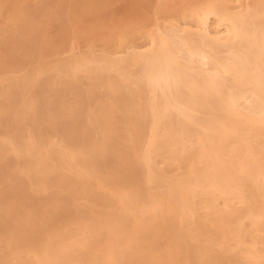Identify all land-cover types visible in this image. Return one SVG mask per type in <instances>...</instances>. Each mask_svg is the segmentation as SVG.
I'll list each match as a JSON object with an SVG mask.
<instances>
[{
	"label": "rangeland",
	"instance_id": "1",
	"mask_svg": "<svg viewBox=\"0 0 264 264\" xmlns=\"http://www.w3.org/2000/svg\"><path fill=\"white\" fill-rule=\"evenodd\" d=\"M74 1H76V4ZM82 1H84V0H73L74 3L71 2V0H65V1L64 0H0V89L2 87L5 88V86L7 88V89L5 88L6 91L4 92V95L1 91L2 89L0 90L1 91L0 92V101H1V103H0L1 104V106H0V117L2 118L1 115H3L5 117V118L4 117L2 118V119H4L5 122L2 121V119L0 118V165H1L0 166V187H1V185L2 186L3 185L9 186V187L5 186L6 191L4 189H2V188H4V186L0 189V259L2 261L5 260L2 264H15V263L17 264L18 260L16 259L17 262H15V259L14 258L12 259V257L15 256L14 253H17L19 255V258L20 257L26 258V259L28 258L27 260H30V263L36 261V258H35L36 256H35V254H33V253H35L34 247H35V250H37V248L43 247V245L45 246V244L47 242H49L47 240L49 237L51 238V239L50 238L49 239L52 242L51 244L53 247H56L57 245L63 244L62 243V241H63L64 242L63 246L66 245V247L69 246L67 248H69L71 250H72V248H74L75 251H79V255L81 257L79 256L78 262L79 261L80 262L78 263L76 261L75 264H100L101 263V262H99L100 258L98 259V262L92 260V258H91L92 252L91 251H94L95 248L98 246H102V245L106 244V242L104 240H106L105 237L108 236L107 235L108 234L107 229L103 226H101L102 228L100 227L101 229H99L97 227L100 226L99 223H101V222H102L101 225L110 222V218H107V217L104 218L103 215L109 216L111 211L112 212L114 211L117 214L118 213L119 214L125 213V215H124L125 220H123V223H122L123 229L122 228H120V229H122L123 232L125 230V233H127V234H133L132 230L135 231L134 228H136L138 226V224L140 226L141 225L144 226L147 221H150V222H147V223H149V226H150V227L148 226V230H150L152 232L147 231L150 234L146 232L149 236H147L146 234H143V236H142V234H140L141 232L138 231L137 232L138 234L137 233L135 234L136 238L133 241V245L131 243L130 245H127V248L124 246V243L122 240H118L119 242L117 241V242L113 243L114 248L117 251L122 250V247H123V249H125V253L127 255H125V258H123V261H124L123 264H134V261L137 259V257L139 255H142V254L148 255L150 253L153 254V257L155 259H157L158 263L162 262L160 264H163L164 260L166 258L168 259V257L171 256L172 254H174V255H172L173 257H177V259L179 260L178 263L180 262V264H200L201 262L199 263V259L197 258L198 257L197 255L199 253L198 251L199 250H200V252L204 251V249H202V250L200 249V246H202V248H204L205 246L206 247L209 246L208 249L205 248L207 250H205L204 253L205 254L207 253L206 255H208V253L211 251L209 253V255L214 254V255L221 256L222 257L221 260H223L222 261L223 264H248V256H247L248 253H246V251H245V253L238 252V251H240L239 249H244V248H242V247L238 248L239 246H237V244L232 241L233 239L232 240L231 239L222 240L224 242L222 244L220 241L219 243L221 244V246L217 245L219 240H214V242L217 241L216 244L213 241L209 240V232L207 230H210L209 228H211L213 226V224H210L211 222H208L209 219L207 220V218H210V220L213 219V221L215 220V218L219 214L218 211H216L217 207L222 208V209H227V207H224V199L222 197L217 200V203H218L217 207L212 208V209L211 208L208 209V207L202 206V204L199 203L200 199H202V197H205V199H206V195H202V197L200 196L201 197L200 199L199 198L196 199V203L198 202L197 204L198 205L200 204L198 206L197 204L194 203V206L196 207V214L198 212H201L202 215H204L206 213V214H209V217H208V215H207V217H205L206 216V214H205L203 216V217H205L203 219V221L205 223L203 221H201L202 224L199 222V224L201 226L198 224L200 227L199 229H200L201 234H198L197 235L198 237L196 236L195 238H193L191 240H186L187 244L185 243V241H182V243H180L181 247H180V245L178 247L179 250H178V248L176 250H174L171 247V242H170L171 238H169L171 233L168 235L166 233V235L164 234L165 236H163L161 217L159 216V218H160L159 219L158 216H154V212H152L151 209H148V210L144 209V214H141L138 211V210H141L140 207H139L140 209H138V207H132L131 210L120 208L121 204L120 203H119L120 205L118 204L117 194L137 192L141 196V198H144V200H146L148 192H150V194H157V192L161 193L165 189L164 186H162V185H160L161 187L159 186L160 183L161 184L164 183L163 180H160V182L159 181H153V183H151L152 181L151 182L146 181V180H148L147 171H145L146 168H144V166H145L144 161L140 157V154H139L147 146L146 140L148 139L147 135H149V131H150L148 128V125H146L148 123V119H146V118H148V117H147V115L144 114V111H143L144 110L143 104L145 103V100L148 97L147 94H149L147 92V89H146L147 83H146V80L144 79V76L139 77V73H141L140 68L136 64L130 65V63H129V64H126L127 66L124 65L125 70L123 71V73L125 75L128 74L129 75L128 78H130V79H128V78L123 79L120 72L118 70L114 71L116 69L113 70V68H111L112 70H107L108 67H107V69H105L106 67H104L101 70V72L105 71V73H107L106 71H109L110 74L108 72V76L111 75V77L115 78V79L113 78L115 81L121 82V83H118L119 85L120 84L122 85V86L120 85V90H121V87L123 88V86L125 87V85L126 86L129 85L130 88L128 87L129 88L128 91H127L126 87H125L126 91L124 90V88H123V90H121V93L125 91L124 94L122 93V95H121V93L117 92V90L116 91L112 90L111 88L104 86V85H102V86L93 85L95 87H93L91 89L92 86L90 84L91 82L94 81L93 78L96 74V70H100L101 68H99V66L100 65L102 66V64L99 63L98 68H97V65H95V64H98V62L103 63L102 60H103L104 56L110 55L111 57H116V55L119 52L124 53L125 52V50H124L125 46L127 47L128 45H130V46L132 45L134 47H137V45H138V47L140 49L147 47L149 45L148 35L151 33V30L153 31V33L156 32L154 34H158V32H159V31L157 32L158 26L159 27L168 26L167 24L169 23V21L172 23L180 25V24L184 23V21H185L182 14L185 13L188 10V8H191L200 2H209V1L215 2L216 1V3H217L218 1L217 0H188V1L182 0V2H181V0H167V1L164 0L165 4L163 7L170 9V10H168L165 8V11L161 6V5H163V1L160 2L161 0H159V3L157 2V0H93L94 2L91 0H88L89 1L88 2L86 0L83 3H81ZM225 1L228 4H230L229 6H231V7L233 5H235V3L236 4L237 3L243 4V2L245 3V1L247 3L251 2V0H238V1L237 0H229V1L228 0H224V1L221 0L218 3H220V2L223 3ZM67 2H68V4L70 2L72 4L67 5L66 4ZM85 2L88 3V9L86 8L87 5L83 9V6L86 4ZM91 3L93 5H91ZM194 3H196V4L194 5ZM65 4L67 5V7ZM73 4H75L74 7H73ZM158 4H160V7L158 6ZM70 5L72 7H70ZM166 5H170V6H166ZM182 5H183V7H182ZM173 6H175L176 9H175V7L173 8ZM89 7L90 8L93 7L92 10H90ZM178 7H179V9H178ZM158 8L159 9L161 8L162 10L161 9L159 10ZM185 8H186V10H185ZM87 10H90V11H87ZM182 10L183 11L185 10V11L182 12ZM29 14L31 16H29ZM179 15H182V16L179 17ZM176 17H177V19H176ZM181 18H182V20H181ZM261 19H262V22H264V15L260 18V21H261ZM116 23L118 25L117 28H115V26H117V25H115ZM189 23H190V25H193L192 22H189ZM122 28H123V30H122ZM125 28L126 29L129 28L131 30L128 29V31H127ZM191 28H193V27H191ZM114 29H115V34H113ZM161 29H163V28H161ZM116 30L118 31L117 33H116ZM189 30H193V29H189ZM120 31H122L123 34H121L122 36L119 35V37H118L117 35L122 33ZM107 33H109V35ZM110 34H111V36H110ZM190 35H193V37L195 36L194 38L191 36L194 41L199 40V39H196L197 36L195 35V33L190 34ZM103 36L107 39H105ZM145 36H147V37H145ZM121 37H123L122 39L126 38L128 40V42H126L127 44L125 43L126 39L124 41H122ZM129 40L131 42H129ZM199 41L196 42L197 45H199V46L204 45V47H206V48L208 47L207 45H205V43L203 41H201L202 43ZM227 43L219 45L220 47L215 46L216 47L215 50H218V52L216 51V54L218 55V57H220L222 55L224 56V54L225 55L227 54V52H228L227 51L228 50L227 45H229L231 42H227ZM122 44H123V46H122ZM118 46L119 47L121 46L123 51H122V49H119ZM103 48H106V49H103ZM93 49H95V50H93ZM89 50L95 54L93 55V53H91ZM104 50H105V52H104ZM119 50H121V51H119ZM112 51H113V53H110L107 55V53L112 52ZM114 51L118 52V53L115 54ZM97 52L100 53V57L96 58L95 56L97 55L96 54ZM101 52H104V54ZM90 53H91V56H89ZM120 54L123 55L122 53H119L118 55H120ZM82 55L83 56L86 55V57H88V58H84ZM101 55H103V56H101ZM93 56H94V58H93ZM78 57H83L82 58L83 62L84 61L87 62L89 58H93V59H95V61H98V62H94L92 59H89L90 61H88L87 64L84 63L83 65H86V66L83 67V66H81L82 64H79L78 62L77 63L79 65H77V63H74L77 60L79 61L80 58H78ZM74 58L76 59L75 61H74ZM84 59H87V60H84ZM99 59H101V60H99ZM68 62L70 64H68ZM56 64L58 65V67L59 66L61 67V65H63V67H61L63 69H60V67L58 68ZM72 64L74 66H72ZM65 65H66V67H64ZM134 65H136L138 68H136V66L134 67ZM38 66H40V69ZM74 67H77V68H74ZM94 67H96L95 71H94ZM41 68H42V70H41ZM52 68H53V71H52ZM56 68L58 70V73L56 72L57 70H54ZM36 69L37 70L39 69V71H38L39 73L37 72ZM75 69H76V72L74 71ZM67 70H69V73ZM72 70L74 73H72ZM133 70H135L136 73L138 72V76L136 75V73ZM89 71H91V72L88 73ZM127 71H128V73H127ZM132 71L135 73L136 76L131 75V77H132L131 78L130 74L132 73ZM53 72H54V74H53L54 76L52 75ZM116 72H118V74ZM91 73L93 74V76L91 75ZM105 73H103V75H105ZM134 73H132V74H134ZM72 74H74V76ZM75 75H77V76H75ZM116 75H118V76H116ZM50 76H52L51 79H50ZM56 76H57V78H56ZM106 76H104V77H106ZM134 76L137 79H134L133 78ZM194 76H197V78H196V80L198 79L197 81H201L200 75H197L194 73ZM25 77H26V79L29 78L28 83L25 81ZM138 77H139L140 85L139 84L136 86L132 85L131 83H132L133 79H134V81L136 80V82H139ZM224 77H226V80H228L229 74H227V75L224 74ZM56 79H58V80H56ZM131 79H132V81H129ZM140 79L143 80L142 83H141ZM15 80L17 82L19 81L21 84L16 82L17 83V85H16ZM124 80L126 81L125 83H123ZM58 81H61V82H58ZM227 82H228L227 84L229 85L230 82L229 81H227ZM22 83L25 84V86L22 85ZM1 84H2V86H1ZM139 86L143 89H146V90H144V92L141 91V88H139ZM86 87H89L91 90L89 88H87L88 90H86ZM106 88H107V90H105ZM133 88H136V89H133ZM137 88H139V89L137 90ZM108 90H109V92H107ZM120 90H118V91H120ZM114 92H116L117 94H115ZM127 92H131V93H127ZM133 92H135V93H133ZM138 92H140V93L138 94ZM118 93L120 95H118ZM131 94H133V95L131 96ZM137 94L140 96V98L142 97L141 98L142 101L137 96ZM142 94L146 97H144ZM81 95H83V96H81ZM136 96L138 97V99L136 98ZM108 97L112 101H109ZM5 98H6V100H5ZM114 98L118 99L117 102H113ZM80 99H81V102H79ZM135 101H136V103H135ZM143 101H144V103H142ZM20 102H22V103L19 104ZM111 102H113V104ZM2 103H3V105H2ZM114 103H116L115 104L116 106H114ZM7 104H9V106ZM22 104H24V105L22 106ZM99 104H101L102 106ZM104 104H105V106H104ZM31 105L36 111L34 109H31L32 107H29ZM108 105H110V109H107L109 107ZM137 106H139V107H137ZM100 107H102L101 108L102 111L99 109ZM116 107H118L121 110V112H123V113H121L120 110L117 109ZM103 108H106V109L103 111ZM49 109L51 111L52 110H54V111L51 112ZM56 109H59L58 112ZM98 109H99V111H97ZM205 109L204 108H203V110L200 109V112H199V110H197V112H194L193 114H195L198 118H202V119H203V117L208 118L210 114L212 115V113H211L212 111L209 110L208 108H205ZM20 110H24L25 113L19 114ZM46 110L50 111V113ZM137 110H138V113H137ZM55 111L57 113H60V114L54 115L53 113ZM92 111L95 112L94 113L95 115H101V116H95L98 119L94 117L96 120V121L94 120L95 122L92 120V119H94L93 118L94 115L92 114ZM128 111H130L131 115L129 114ZM96 112H98L99 114H96ZM21 113H22V111H21ZM46 113H49V114H46ZM62 113L64 115L65 114H67V115H65V117H64L61 115ZM102 113H104V115ZM119 113H121L122 115ZM126 113H127V116H128V114L130 115V118H127L126 116H124V114H126ZM50 114L53 117H51ZM172 114H173V116L172 115L169 116V118L172 117V119L168 118L167 120L169 122L172 121L175 125H178V123H175V122H177V119L181 120L182 118L181 117H180L181 119L178 118L180 115H177L174 117L175 114L174 113H172ZM120 115H121V117H119ZM74 116H75V118H74ZM122 116L126 117L127 119L125 118V120H124V118ZM48 117H50V118H48ZM54 118H55L56 122H54ZM48 119H50V120H48ZM57 119H59L60 122L63 120H65L66 122L63 121V122L59 123V120H57ZM128 119L130 121H132V120L133 121L128 122L127 121ZM50 121H52V122H50ZM73 122L74 123L77 122L76 125H78V126L76 128L77 130H75V129L72 130L73 131V133H72L71 129L75 128L74 127L75 124H73ZM133 122H137L139 124H135ZM97 123H98V125H97ZM130 123L132 126L131 130L129 129L130 125H128ZM61 124H65L66 129L64 128V126L62 128ZM17 125L19 126V128ZM30 125H31V127L32 126L34 127V129L30 128L31 131L28 130ZM135 125L140 126V132L142 131L143 135H144V136L143 135L140 136L141 137L140 141L137 142L140 145H138L137 143L133 144V142L129 139L130 136L128 135V132L130 131L133 133L135 130ZM245 125L246 124H244V126ZM68 126H71V129H69ZM107 126L109 129L107 128ZM178 126H176L177 129H179ZM110 128H112V129L116 128V130L114 129L115 131L114 130L112 131V130H110ZM64 129L65 130L69 129L70 132H69V130H67V133H69V134L71 133L72 135L70 134L71 136L68 137V135L66 134V131ZM107 129L110 132H108ZM12 130L14 132H12ZM32 130H33L34 136L32 135L31 137H33V138L39 133L36 136L37 138L35 137V139H33V140H31L32 138L29 136V135H31L30 132H32ZM82 130L84 132H86L85 133L87 135L86 137H85V134L83 132H82L83 134L80 135V132ZM105 130H106V132H105ZM75 131H77V133H75L76 136L74 135ZM34 132H35V134H34ZM61 132H62L63 136L61 135ZM64 132H65V135L67 137H64L65 136ZM46 133H48L47 136H46ZM78 133H79V136H81L82 138L81 137L79 138V136L77 135ZM104 133H105V135H104ZM23 135L25 136V142L22 140V143H20V144L24 143L27 146L30 145L31 149H29L30 147H27L28 150H27V148L25 149V147L23 146L24 144H23L20 147V148H22L21 149L22 151L20 150L21 152L19 151V153H17L15 150L14 151L16 153L12 152V149L10 148L11 146H9V145H11V143H9V141H11L12 138H13L12 140L17 138L16 141L14 140V142H16V145L18 146L19 143H17V142H21L20 140L24 138ZM59 135L61 136V138L59 137ZM103 135H104V137H103ZM108 135L111 137L110 140H109ZM44 136L47 138V141H46V138H44ZM72 137H75V139L73 138L74 141H71ZM126 137H128V138H126ZM70 138H71L70 142L72 145L69 142ZM76 138H78V140ZM88 138L91 140L89 141ZM102 138H103V141H102L103 145L99 146V145H101ZM61 139H62V141H61ZM84 139L86 141L88 140L87 141L88 143H86V145H84L87 148L86 147L84 148V146H83V144H85V142H86ZM48 140H51V141H48ZM54 140H56V141H54ZM92 140L93 141L95 140L93 142L94 146L92 144L94 151L92 149L88 150V148H90V143ZM128 140H129V142H128ZM26 141H27V143H26ZM32 141H33V143H32ZM36 141L38 143H40L37 145L41 146L43 149H45V147H46V149L48 147L49 151L51 149L50 157L45 159V162H46L45 166L47 164H49V165H47L48 167L46 168L47 171L44 170L43 164L40 165L37 163L39 165L38 167L39 168L41 167V169L45 171L44 173L47 174V175L43 174L42 177H44V178H42L41 173L39 174V172H37L40 175V179L41 178H42V180L46 179L45 183L47 185L45 186V183H44L43 187H42V185H40L42 183H39V181H40V180L38 181L39 176H37V174L35 172L37 170V168L35 170V167H37V166H34V165H36V163L33 164V161L36 162V160L40 157L39 152H42V151H39L38 152L39 156L35 157L37 154V151H35V149H34L36 147L35 146ZM110 141L112 143H110ZM55 142H59L58 145H57V143L55 144ZM61 142H63V143L61 144ZM65 142H67V143L65 144ZM81 142H82V144H81ZM74 143H75V145H74ZM113 143H116V144H113ZM48 144H51V145H48ZM52 144L54 145V147ZM59 144H60V147H59ZM63 144H65L66 146H64ZM77 144H78V146H77ZM87 144L89 147L87 146ZM128 144H130L132 147H134V145L135 146L138 145V146L135 147L134 150H132V147ZM194 145H195V147H194ZM49 146H52V147H49ZM57 146L60 149H57ZM104 146L105 147L107 146V148H105ZM114 146L117 149H115ZM189 146L190 147H188V148L189 149L191 148L190 150H192V149L196 150L198 148L197 144H193V147L190 144H189ZM65 147H67V149H68V147H70L69 149L72 148L71 152H70V150H67ZM79 147H81L80 148L81 150L78 149ZM99 147L105 148V149L101 148V150H100V151L104 150V152L101 153L102 155L99 154L100 152L97 151V149H96ZM122 147H124L125 149L124 148L122 149ZM140 147H143V148L141 149ZM4 148H6V150H4ZM32 148H33V150H32ZM118 148H121V149H119L120 151L118 150ZM139 148L141 151L137 150ZM177 148H179V147H176V150H172V152H175V153H177L176 151L179 152L180 148H179V150ZM62 149H64V150H62ZM84 149H86L87 151H90L91 153L94 152L97 155L99 154V159L96 162V164H94L95 167L93 166L95 168V170H94V168L92 170V166L91 167L88 166L89 169H87L88 172L86 171L87 172L86 176H85L86 172H84L83 168H79L78 165H76V163L73 162V164H75V166L67 163V162L73 161V160H71L72 159L71 157H72V154L75 155V153H76L75 156H78V157L80 155H81L80 157H83L84 154H85L84 157L90 156L91 155L90 152H86V151H84ZM29 150L31 151V153ZM58 150H60V152L63 151L64 154L67 152L68 156L66 154L65 155L62 154V156L64 155L63 158L67 164L64 163L61 165V164H57V161H54V159L57 160L56 157H58V155L61 154V153L58 154L59 153ZM95 150H96V152H95ZM107 150H108V152H107ZM125 150H127L128 152H126ZM79 151H82V152L80 154L79 153L77 154V152H79ZM123 151H124V153L122 154ZM130 151H132V153ZM136 151L138 152V154ZM34 152H35V154H34ZM55 152H57V153H55ZM97 152H99V153H97ZM116 152L118 154H121V155H117ZM167 152L170 153L169 154L170 158L173 156V155L171 156V154H173V153H171V151L170 152L166 151V153L161 152L155 156L156 162H155V160L153 161L154 165H156L155 163H157L156 167L158 166V164H160V166H158V167L163 168L162 176H165V175H166L165 177L170 176V175L173 176V173L175 174V176H178L179 174H180L179 176H182L184 174V171L188 170V169H186V166L188 168V163L186 162L187 160H183L184 158L182 157L181 160L183 162L182 161H179V162L174 161L173 162L172 160H170V158H167L168 157ZM54 153L56 155L57 154L58 155L56 156ZM82 153H84V154H82ZM87 153L90 155H88ZM126 153L128 155H125ZM53 154L56 157H54ZM110 154L113 156H110ZM130 154H132L133 156ZM179 154L182 155L184 153H179ZM107 155H108V157H107ZM122 155L123 156L125 155V156L123 157ZM52 156L54 158H51ZM128 156L132 159H130ZM49 158H51L52 161ZM107 158H109V159H107ZM32 159H34V160H32ZM105 159H107V160H105ZM140 159H142V160H140ZM103 160H105V162ZM110 160H112V161H110ZM162 160H164V161H162ZM168 160L171 162L169 163ZM53 161H54V164H53ZM102 161H103V163H102ZM126 163L127 164L129 163L128 164L129 166ZM132 163H133V165L135 164V166H133ZM163 163H164V165H163ZM179 163H181V164H179ZM109 164H111V165H109ZM50 165L54 166L53 169H52V166L50 167ZM170 165H171V167H170ZM68 166H73V167L69 168ZM124 166H126V167L128 166L130 168L132 166V169H130L128 171L129 168L128 167L126 168ZM60 167H62V168H60ZM49 168H51V170ZM54 168H55V170H54ZM73 168H75V170ZM76 168H77V171H76ZM125 169L127 170L126 172H128V174L125 172ZM131 170L134 172H132ZM168 171H169L170 175L168 174ZM145 172H146V174H145ZM34 173L36 175H33ZM78 173H80V174H78ZM61 174L64 176L63 178H60L62 176ZM81 174H82V176H81ZM124 174H125V176H124ZM7 175L10 176L9 179H8ZM87 175L88 176L90 175V180H89V177ZM130 175H132V176H130ZM55 176H56V178H55ZM91 176H93V178L96 179V181ZM94 176L95 177L98 176V177L95 178ZM29 177H30V179H29ZM31 177H32V180H31ZM58 177L62 181H64L65 183L62 182L61 184H59L61 182V180L58 179ZM82 177L84 178L85 181L82 180ZM65 178L69 179V181L71 180L69 186L65 185L66 189L64 187V184L67 183V185H68L69 183L67 182L68 180L65 181L66 180ZM91 178H92V180H91ZM5 180H6V183L4 182ZM29 180H31V181L34 180L33 184L31 181H30L31 182L30 183ZM47 180H48L49 184L47 183ZM102 180H104L105 182L103 181L104 182L103 183ZM82 181L84 182V184L82 183ZM98 181L102 182V183H100L101 185L99 184ZM54 182H55V184H54ZM154 182H155V184H154ZM81 183L83 185H85L86 187H84ZM90 183H91V185H90ZM105 183H106V185L108 184L107 187L109 186V184L111 185V187L109 186L110 187L109 189L110 190L112 189V191H110V190L108 191V188L105 187L106 186ZM80 185L84 189H82ZM147 185H149V186H147ZM87 187L88 188L90 187V188L87 189ZM80 188H81V191L85 190V192L84 191L81 192ZM96 188H97V190L100 189V191H98V192L103 193V191H104V194L107 192L108 196L113 197V204L110 205L108 203H100L99 201L94 200L93 199V196H94L93 193L97 192ZM101 189H102V191H101ZM161 189H163V190L161 191ZM86 191H87V193H86ZM90 191H92V193ZM89 192H90V194H89ZM2 193H5V194L2 195ZM6 194H7V196H6L7 198L5 199ZM77 195L78 196L81 195V197H78ZM86 195H88V196H86ZM145 195H146V197H144ZM91 197H92V200L95 201V203L92 202ZM11 200H12V202H11ZM143 202H146V201H143ZM241 202H243L242 203L243 205L241 204ZM241 202L234 203V205H236L237 208L240 207L241 210H244L245 208L248 207L250 200H248V199L243 200V201L241 200ZM238 205H239V207H238ZM246 205H247V207H246ZM203 208L205 210H203ZM213 209L215 210V212L212 213ZM91 210L93 212H91ZM202 210L205 212L203 213ZM208 211H211V213H209ZM99 214H101V216ZM198 214H200V213H198ZM234 215L237 218L233 217ZM242 215L243 214H241L240 212H235L234 214L231 215L230 221L232 220L231 222H232V224H234L233 222H236V221H234L233 218L235 220L239 221L240 216L243 217V218H241V222L243 223V227H244L242 234H243V239L245 241V245H250V243H252V237L254 236V232H255V235L257 233L258 236L256 235L255 238L257 237L259 239L256 240L258 242H255L256 248H257V246H260L259 244H261V246H260L261 248L258 247L257 249L259 250V252H258L259 255L264 256V254H262V252L264 253V245L262 246L263 241H264L263 230H261V227L258 226L259 228L257 230H255L253 233L251 232L253 234V236H252V234H249L250 230L252 228H254V226L252 225L253 223L250 221L251 220L250 218L244 217ZM92 218L94 219V221L92 220ZM95 219H96V221H95ZM174 219H173V224L178 225V226H179V223H182V221H183V220L181 221L180 220L181 218H178V217H174ZM29 220H30V224L28 223ZM91 220H92V222H91ZM26 221H27V225H26ZM98 221H100V222H98ZM16 222H18V224ZM86 222L88 223L87 225L85 224ZM93 222H95V223H93ZM97 222H98L99 226L97 225ZM141 222L144 223V225ZM83 224H85V226L87 228H89L88 230L89 231L91 230V232H86L87 229H85V232H84V228H86V227L83 228L82 227ZM89 224L92 227H89L88 226ZM95 224L97 227H95ZM232 224H229V225H232ZM250 224L252 225V227L250 226ZM23 225L25 227H23ZM134 225H136V226H134ZM204 225H206V226H204ZM207 225H209L208 229H207ZM18 226L19 227L21 226V227L19 228ZM78 227H80V229ZM132 227H133V229H132ZM174 227L177 229L176 226H174ZM204 227H206L205 230H204ZM15 228L17 229V231L18 230L19 231L18 232L15 231ZM22 228H24V229H22ZM30 228L32 231L30 230ZM81 228L83 229V231ZM91 228H93V229L95 228V230H93ZM247 228L248 229L251 228V229L245 230ZM20 229H22V230L20 231ZM26 230H27V232H28V230L30 232L27 233ZM117 230H119L118 227L116 228V231ZM201 230H202V232H201ZM203 230H204V232H203ZM13 232L14 233L16 232L15 235L17 234V236L11 237L12 234L14 235ZM19 232H21V233L18 235ZM23 232H26V234H24L25 235L24 237L26 238V236H28L29 238H26L25 240L20 241V240L24 239V238H22ZM262 232H263V234H262ZM202 233H203V235H202ZM204 233L208 234V235H206L207 237L204 236L205 235ZM20 236H22L21 237L22 239H20ZM250 236H252V237L250 238ZM9 237H11L13 239L10 238L11 241H9L8 240ZM145 237L147 240L144 239ZM205 237H206V239H205ZM148 238H151V239H148ZM260 238H262V239H260ZM15 240H17L18 242L17 241L15 242ZM28 240H30V241H28ZM73 240H75V241H73ZM8 241L11 243L14 242L13 245L11 243H8ZM25 241H27V242H25ZM53 241H54V243H53ZM147 241L149 242V244ZM150 241H152V243ZM259 241H262V242H259ZM65 242H67V243H65ZM86 242H87V244H85ZM206 242H207V244H205ZM5 243L8 244V247L6 246ZM42 243H44V244H42ZM232 243H234L235 246L232 245ZM29 244L32 246V247H30V248H32V249H30V253H29V250L26 249L27 248L26 245H29ZM201 244H203V245H201ZM9 245H10V247H9ZM40 245H42V246H40ZM86 245H88V247H85ZM60 246H62V245H60ZM90 246H91V248H90ZM186 246H188V247L186 248ZM197 246L199 248H197ZM76 247H78V248H76ZM92 247H95V248H92ZM211 247L213 249H211ZM209 248H210V250H209ZM9 249L10 250L12 249L11 251L14 253L13 254H12V252L8 253V252H10ZM25 249L27 250V252ZM76 249H78V250H76ZM92 249H94V250H92ZM185 249H187V253L184 252ZM193 249L194 250L197 249L198 251L197 250L194 251ZM261 249H263V250H261ZM222 250H224L225 252L222 253L223 252ZM172 251H174V253ZM260 251H261V253H260ZM175 253H176V256H175ZM238 253L241 255H239ZM6 254H9V255H6ZM31 254H33V255L31 256ZM88 254H90V258L88 256ZM169 254H171V255H169ZM5 255L7 256V258ZM102 255L103 254H100V257ZM183 255H185V256H183ZM224 255H227L228 258H227V256H224ZM231 256H232V258H231ZM102 257H105V255H103ZM157 257H159V258H157ZM184 257H187V258L184 259ZM224 257L228 261H225ZM10 260H11V262H14V263H11ZM22 260H24V259H22ZM229 260H230V262H229ZM2 261H0V262H2ZM222 263H220V264H222Z\"/></svg>",
	"mask_w": 264,
	"mask_h": 264
},
{
	"label": "bare ground",
	"instance_id": "2",
	"mask_svg": "<svg viewBox=\"0 0 264 264\" xmlns=\"http://www.w3.org/2000/svg\"><path fill=\"white\" fill-rule=\"evenodd\" d=\"M84 1H86V0H84ZM84 1H82L81 3H83ZM91 1H93V0H91ZM162 1H163V5H161V6L165 11L166 7L165 8L163 7L165 3H164V0H161L160 2H162ZM165 1H167V0H165ZM217 1L219 2L221 0H217ZM68 2L66 3L67 5L72 4L71 2H73V0H71V2L69 4H68ZM74 2L76 4V1H74ZM157 2L159 3V0H157ZM181 2H182V0H181ZM218 2L216 3V1L215 2L209 1V2H200L198 4L194 3V5L196 4L195 6L188 8V10L182 14L185 21H184V23H182L180 25L172 23L170 21L167 24L168 26H164L165 28L163 26L159 27L157 25L158 26L157 32L158 31L159 32H158V34H154L156 32L153 33V31L151 30V33L148 35L149 45L147 47L143 46L144 48L140 49L138 47V45H137L138 48L134 47L132 45L131 46L128 45L127 47L125 46V49H124L125 54L123 52H119V53H122L123 55H121V54L118 55L119 53L114 51L115 54L118 53L117 54L118 56L117 55H116V57H111L110 55L104 56L103 60H102L103 63L95 61V59H93L94 56H93V58H89V59H92L94 62H98V64H95V65H97V68H98L99 63L102 64V66L101 65L99 66V68H101L100 70H96L95 69L96 67H94V71L96 70V74L93 78L94 81L91 82L90 84L92 86L91 89L93 87H95L93 85H98V86L104 85V86L111 88L112 90H115V91L117 90V92H119V93H121V90H123V88L125 90V87L127 88V91H128V89L130 88L129 85H127V86L125 85V87L123 86V88L121 87V90H120L121 84L119 85L118 83H121V82L115 81L114 80L115 78L111 77V75L108 76L109 71H106L107 73H105V71L101 72V70L104 67H106L105 69H107V67H108L107 70H112L111 68H113V70L116 69L114 71L118 70L120 72L121 76L123 77V79H127L129 77V75L128 74L125 75L123 73V71L125 70L124 65L129 64V63H130V65L136 64L140 68L141 73H139V77L144 76V79L146 80V83H147L146 89H147V92L149 94H147L148 97L146 98V100L144 99L145 103H144V101L142 103H144L143 104L144 114L147 115V117H148V118H146V119H148V123L146 122L147 123L146 125H148V128L150 131H149V135H147V137H148V139L146 140L147 146L142 151L140 150V148L142 149L143 147H140L137 150L141 151V153H139V154H140V157L144 161V164H145L144 168H146L145 171H147L148 180H146V179L145 180L150 181V182L152 181L151 183H153V181H159L160 182V180H163L164 183L163 182L162 183L164 185L160 183L159 186L162 185V186H164L165 189L164 190L161 189V191L162 190L163 191L161 193L157 192V194H150V192H148L149 195L147 194L146 200H144V198H141V196L137 192L117 194L118 199L117 198L116 199L118 200V204L119 203L121 204L120 208L131 210L132 207H138V209L141 208V210H138L141 214H144V209L145 210L151 209V211L154 212V216H158V218H159V216L161 217L163 236H165L166 233H167V235L171 233L170 234L171 237L169 236V238H171V241H170L171 247H172V249L176 250L179 247V245L181 247L180 243H182V241H185V243H186V240H191V239L195 238L198 234H201L200 229H199L200 228L199 222L202 224L201 221H203V219L205 217H207V215L209 217V214H206V213H205L206 214L205 217H203L205 214L202 215L201 212H198V213H200V214L197 213L198 215L196 214V207L194 206V203L195 204L198 203V202L196 203V199H198V198L200 199L202 197V195H206V199H205V197H202V199H200L199 203H201L202 206L208 207V209H210V208L212 209V208L217 207V205H218L217 200L222 197L224 199V207H227V209H222V208L217 207L216 211H218L219 214L215 218V220L213 221V219L210 220V218H207V220L209 219L208 222H211L210 224H213V226L211 225L212 227L210 226L211 227V228H209L210 230H207L209 232V240L213 241V242H214V240H219L217 245L221 246V244L224 243L222 240H227V239L232 240L233 239L232 241L235 242L237 244V246H239L238 248H240V247L244 248V249H239L240 251H238V252L245 253V251H246V253L249 254V255L247 254L248 264H264V256L259 255V253H258L259 250L257 249L258 247L261 246V244H259L260 246H257V248H256L255 242H258L256 240L259 238H257V237L255 238L257 233L255 235V232H254L255 230H257L259 228L258 226H260L261 230H263V232H264V22H262V19L260 21V18L264 15V0H251V2H249V3H247L245 1V3L243 2V4L242 3H237V4L235 3V5H233L232 7L229 6L230 4H228L226 1L223 3L222 2L218 3ZM92 3H91V5H93ZM75 4H73V7ZM160 4H158L159 7H160ZM67 5H66V7H67ZM86 5H87L86 8L88 9V3H86L84 6L82 5L83 9ZM166 6H170V5H166ZM70 7H72V6L70 5ZM174 7L175 6H173V8ZM179 7H178V9H179ZM182 7H183V5H182ZM92 8L89 7L90 10H92ZM166 9H168V8H166ZM175 9H176V7H175ZM90 10H87V11H90ZM168 10H170V9H168ZM185 10H186V8H185ZM184 11L182 10V12H184ZM182 15H179V17ZM29 16H31V15L29 14ZM176 19H177V17H176ZM181 20H182V18H181ZM189 22H192L193 25H190ZM115 25H117V23ZM117 27H118V25L115 26V28H117ZM191 27H193V28H191ZM123 28H122V30H123ZM161 28H163V29H161ZM128 29L129 28H127L126 30L128 31ZM189 29H193V30H189ZM117 30H116V33L118 32ZM129 30H131V29H129ZM120 32H122V31H120ZM109 33H107V34L109 35ZM193 33H195V35L197 36L196 39L200 40V41L198 40L199 42L203 41L205 43V45H207L208 47L206 48V47H204V45L203 46L197 45L196 42H198V41L193 40V38L195 36L193 37V35H190ZM113 34H115V29H114ZM121 34H123V32L118 34L117 36L118 37H119V35L122 36ZM110 36H111V34H110ZM145 37H147V36H145ZM122 38L123 37H121V39ZM105 39H107V38H105ZM125 39H122V41H124ZM126 40H125V43L128 42V40L127 41ZM129 42H131V41L129 40ZM227 42H231L229 45H227L228 46L227 47L228 52L226 51L227 54L226 55L224 54V56L222 55V56L218 57V55L216 54V51L218 52V50H215V48H216L215 46L220 47L219 45L226 44ZM122 46H123V44H122ZM120 47L118 46L119 49H122V47L121 48ZM103 49H106V48H103ZM93 50H95V49H93ZM119 51H121V50H119ZM122 51H123V49H122ZM104 52H105V50H104ZM104 52H101V53L104 54ZM91 53H93V52H91ZM91 53L89 56H91ZM110 53H113V51L107 53V55ZM94 54L95 53H93V55ZM96 54L98 55V56L97 55L95 56L96 58L100 57V53L97 52ZM101 56H103V55H101ZM83 57L88 58V57H86V55ZM83 57H78V58H80L79 61L78 60L75 61L76 59L74 58V61H75L74 63L78 62L79 64H82L81 66H83V67L86 66L83 64L84 63L87 64V62L90 60L88 59L87 62H85V61L83 62V60H82ZM84 60H87V59H84ZM99 60H101V59H99ZM78 63H77V65H79ZM68 64H70V63L68 62ZM136 65H134V67ZM72 66H74V65L72 64ZM137 66H136V68H138ZM38 67L40 69V66H38ZM57 67H58V65H57ZM61 67H63V65H61ZM61 67H60V69H63ZM64 67H66V65ZM74 68H77V67H74ZM39 69L38 70L36 69L37 72L39 71ZM41 70H42V68H41ZM54 70H57V68ZM69 70H67L68 73H69ZM135 70H133V71L135 72ZM52 71H53V68H52ZM74 71L76 72V69ZM91 71H89L88 73H90ZM133 71H132V73H134ZM56 72L58 73V70ZM72 73H74L73 70H72ZM103 73H105V75H103ZM116 73L118 74V72H116ZM127 73H128V71H127ZM132 73L130 74V77H131V75H135L136 72L134 74H132ZM194 73L201 76V81H197L198 79L196 80L197 76H194ZM53 74H54V72L52 73V75ZM109 74H110V72H109ZM224 74L225 75L229 74L230 78L228 77V80H226V77H224ZM72 75L74 76V74H72ZM91 75L93 76L92 73H91ZM136 75L138 76V72L136 73ZM75 76H77V75H75ZM104 76H106V77H104ZM116 76H118V75H116ZM135 76L133 78L137 79ZM51 77L52 76H50V79H51ZM139 77H138V81H139ZM56 78H57V76H56ZM28 79L29 78L26 79V77H25V81L27 83L29 82ZM128 79H130V78H128ZM134 79H133V81H132V79L129 80V81H132L131 84L134 86H136L138 84L140 85V81L136 82V80L134 81ZM56 80H58V79H56ZM227 81L230 82L229 85L227 84L228 83ZM16 82L17 81L15 80V83ZM58 82H61V81H58ZM125 82L126 81L124 80L123 83H125ZM142 82H143V80H141V83ZM17 83H20V82L18 81ZM17 83H16V85H17ZM22 85L25 86V84H23V83H22ZM1 86H2V84H1ZM89 87H86V90H88L87 88H89ZM3 88L4 87L1 88L2 90L1 89L0 90L2 91V93L4 95V92L6 91L5 90L6 86L4 89ZM139 88H141V87L139 86ZM139 88H137V90ZM133 89H136V88H133ZM146 89L141 88V91L144 92V90H146ZM105 90H107V88ZM118 90H120V91H118ZM107 92H109V90ZM124 92H122V93L124 94ZM114 93L117 94L116 92H114ZM119 93H118V95H120ZM122 93H121V95H122ZM127 93H131V92H127ZM133 93H135V92H133ZM139 93L140 92H138V94ZM138 94H137V96L140 98V96ZM132 95L133 94H131V96ZM81 96H83V95H81ZM137 96H136V98L138 99ZM144 97H146V96H144ZM117 98L116 99L114 98L115 101L113 100V102H117V100H118ZM5 100H6V98H5ZM109 101H112V100H110V98H109ZM141 101H142V99H141ZM22 102H20L19 104H21ZM79 102H81V99L79 100ZM113 102H111V103L113 104ZM0 103H1V101H0ZM135 103H136V101H135ZM115 104L116 103H114V106H116ZM2 105H3V103H2ZM7 105L9 106V104H7ZM23 105L24 104H22V106ZM99 105H101V104H99ZM0 106H1V104H0ZM104 106H105V104H104ZM108 106L109 107L107 109H110V105H108ZM29 107H32V105ZM137 107H139V106H137ZM101 108L102 107H100L99 109L101 110ZM116 108L119 109L118 107H116ZM203 108L204 109L208 108L209 110H211L212 115L210 114L211 116L209 115L208 118L203 117V119H202V118H198L195 114H193L194 112H197V110H199V112H200V109L203 110ZM31 109H34V108L32 107ZM99 109L97 111H99ZM105 109L106 108H103V111ZM24 110H20L19 114H24L25 113ZM56 110L58 112L59 109H56ZM138 110H137V113H138ZM21 111H22V113H21ZM46 111H48V110H46ZM50 111H48V112L50 113ZM52 111H54V110H52ZM55 112L53 113L54 115L60 114L57 112H56L57 113L56 114ZM120 112H121V110H120ZM128 112L130 114V111H128ZM49 113H46V114H49ZM63 113L61 115L65 117V115H67V114L64 115ZM94 113L95 112L92 111V114L94 115L93 118L95 116H101V115H95ZM121 113H123V112H121ZM121 113H119V114H121ZM172 113L175 114L174 117L177 115H180L178 118H180V117L182 118V119L180 118L181 120L177 119V122H175V123H178L179 126L175 125L172 121L169 122L167 120L170 115L173 116ZM96 114H99V113L96 112ZM102 114L104 115V113H102ZM129 114L127 116V113H126V114H124V116H126L127 118H130L131 114L130 115ZM121 115L119 117H121ZM1 116H2V118L4 117L3 115H1ZM124 116H122V117L125 120L126 117H124ZM51 117H53V116L51 115ZM48 118H50V117H48ZM74 118H75V116H74ZM95 118H97V117H95ZM95 118L92 120L94 121ZM169 119H172V117H170ZM48 120H50V119H48ZM57 120H59V119H57ZM2 121H4V119H2ZM63 121H65V120H63ZM63 121H61V122H63ZM127 121L132 122L133 120L130 121L128 119ZM50 122H52V121H50ZM54 122H56L55 118H54ZM61 122L59 120V123H61ZM137 122H133V123L139 124ZM73 124H75L74 125L75 128L71 129V126H68L69 129H71L72 133H73L72 130H74V129L77 130L76 128L78 126V125H76L77 122H75V123L73 122ZM244 124H246V125L244 126ZM61 125H62L61 126L62 128H63V126H64V128L66 126L65 124H61ZM97 125H98V123H97ZM128 125H130L129 126L130 128L129 127L128 128L131 130V127H132L131 123ZM176 126H178L179 129H177ZM18 128H19V126H18ZM30 128L34 129V127L33 126L31 127V125L28 129L31 131ZM107 128H108V126H107ZM69 129H67V130H69ZM108 129H107V131H108ZM114 129L116 130V128H113V129L110 128V130H112V131ZM67 130H65V131L69 137L72 134L70 133L71 134L70 135L69 133H67ZM12 132H14V131L12 130ZM69 132H70V130H69ZM82 132L84 134L86 133L82 130L80 132V135L83 134ZM105 132H106V130H105ZM108 132H110V131H108ZM141 132H140V126L139 125H135V130L133 133L130 131L128 132V135L130 136L129 139L133 142V144L140 141V138H141L140 136L143 135V132L142 133ZM30 133H31V135H29V136L31 137L33 135V130ZM75 133H77V131L74 132V135H75ZM34 134H35V132H34ZM47 134L48 133H46V136H47ZM61 135L63 136L62 132H61ZM64 135H65V132H64ZM77 135L79 136V133ZM104 135H105V133H104ZM104 135H103V137H104ZM86 136L87 135L85 134V137ZM35 137L34 138L31 137L32 138L31 140L35 139ZM59 137L61 138L60 135H59ZM64 137H67V136L65 135ZM80 137L81 136H79V138ZM44 138H46V137L44 136ZM73 138L75 139V137H72V140L70 138L69 142H70V140L74 141ZM110 138L111 137L109 136V140H110ZM126 138H128V137H126ZM12 139H11V141H9V143H11V145H9V146H11L10 148L12 149V152L16 151L17 153H19V151L22 149V148H20L21 145L24 144V143L23 144H20V143H22V140L25 142V136L23 139L20 140L21 142H17V143H19L18 146L16 145V142H14V140L16 141L17 138L14 140H12ZM76 139L78 140V138H76ZM88 140L90 141L91 139L88 138ZM46 141H47V138H46ZM48 141H51V140H48ZM54 141H56V140H54ZM61 141H62V139H61ZM87 141L85 142V144H83V146L86 145V143H88ZM94 141L92 140L91 143L89 142L90 148H88V150L94 149L93 148V146H94L93 142ZM102 141H103V138L101 140V145H99V146L103 145ZM59 142H55V144L57 143V145H58ZM63 142H61V144ZM82 142H81V144H82ZM128 142H129V140H128ZM26 143H27V141H26ZM32 143H33V141H32ZM66 143L67 142H65V144ZM110 143H112V142L110 141ZM37 144H40V143H38L36 141V144H35L36 147L34 149H35V151H37V154L35 157L39 156L38 155L39 153H40V157L36 160V162L33 161V164L36 163V165H34V166H37V167H35V170L37 168V170L35 172H36L37 176H39V178H38V181L40 180L39 183H42L40 185H42V187H43V184L45 183L46 179L42 180V178H44V177H42V175L43 174L47 175L44 172L47 171L46 168L48 167L47 165H49V164H47L45 166V164H46L45 159L50 157L51 149L49 151L48 150L49 148L47 147V149H46L45 146H44L45 149H43L41 146H39ZM65 144H63V145L66 146ZM70 144H71V142H70ZM78 144H77V146H78ZM92 144H93V146H92ZM113 144H116V143H113ZM137 144L140 145L139 143H137ZM189 144L192 145V147H193V144H197L198 148L196 147L197 148L196 150H193V149L190 150L191 148L190 149L188 148V147H190ZM48 145H51V144H48ZM74 145H75V143H74ZM128 145H130V144H128ZM23 146L25 147V149L27 147H30V145L27 146L26 144H24ZM87 146H88V144H87ZM137 146H135V145H134V147L131 146L132 150H134V148ZM49 147H52V146H49ZM53 147H54V145H53ZM59 147H60V144H59ZM59 147L57 146V149H60ZM85 147L86 146H84V148ZM176 147L180 148L179 152L176 151L178 154L175 152H172V150H176ZM194 147H195V145H194ZM65 148L67 149V147H65ZM69 148L70 147H68L67 150H70V152H71L72 148L71 149H69ZM80 148L81 147H79L78 149L81 150ZM99 148H96L97 151L100 152V153L99 152H97V153L101 154L102 152H104V150L100 151L101 148H103V147H101L100 149ZM105 148H107V146ZM105 148H103V149H105ZM114 148L117 149L115 146H114ZM123 148L124 147H122V149ZM179 148H177V149L179 150ZM29 149H31V147ZM119 149H121V148H118V150ZM4 150H6V148H4ZM27 150H28V148H27ZM32 150H33V148H32ZM62 150H64V149H62ZM108 150H107V152H108ZM39 151H42V152H39ZM58 151H59L58 154H60V153L61 154L60 155L57 154L58 157H56L57 155L55 153H57V152H55L54 154L56 156H54V154H53V156L56 157L57 160L54 159V161H57V164L62 165L64 163H66V161H64L63 156L65 154L68 156V154H67V152L64 154L63 151L62 152H60V150H58ZM84 151L90 152V151H87L86 149H84ZM125 151L128 152L127 150H125ZM166 151H169V152L171 151V153H173V154H171V156L172 155L173 156L170 158L169 157L170 153L167 152V156H168L167 158H170V160H172L173 162L174 161H176V162L182 161L181 160L182 157L184 158L183 160H187L186 162L188 163V168L186 166V169H188V170H186V171L183 170L184 174L182 176H179L180 174L179 175L177 174L178 176H175L174 173H173V176H171L169 171H168V174L170 176H167V177H165L166 175L162 176L163 168L158 167V166H160V164H158L157 167H156L157 163H155L156 165H154L153 161L155 160V156L161 152L166 153ZM81 152L82 151H79V152H77V154L78 153L80 154ZM95 152H96V150H95ZM130 152L132 153V151H130ZM30 153H31V151H30ZM93 153L90 152L91 155L87 153L88 155H90L88 157L87 156L84 157L85 156L84 153H82V154H84L83 157H80L81 155L79 157L75 156L76 153H75V155L72 154V157H71L72 158L71 160H73V161H71L72 163L71 162H67V163H69L70 165L72 164L73 166H75V164H73V162L76 163V165H78L79 168H83L84 172H86L87 169H89L88 166H90V167L92 166V170H93V168L95 167L94 164H96V162L99 159V154L97 155V154H95V153L93 154ZM123 153H124V151L122 152V154ZM179 153H184V154L181 155ZM34 154H35V152H34ZM62 154H64V155L62 156ZM137 154H138V152H137ZM117 155H121V154L117 153ZM125 155H128V154L126 153ZM130 155H132V154H130ZM53 156L51 158H54ZM110 156H113V155L110 154ZM107 157H108V155H107ZM51 158H49V159L51 160ZM107 159H109V158H107ZM107 159H105V160H107ZM130 159H132V158H130ZM142 159H140V160H142ZM32 160H34V159H32ZM105 160H103V161L105 162ZM54 161H53V164H54ZM103 161H102V163H103ZM110 161H112V160H110ZM162 161H164V160H162ZM155 162H156V160H155ZM170 162L171 161H169V163ZM37 163L40 165L43 164L45 171L42 170L41 167L39 168L38 167L39 165ZM179 164H181V163H179ZM52 165H50V167ZM109 165H111V164H109ZM132 165H133V163H132ZM163 165H164V163H163ZM73 166H68V167L72 168ZM133 166H135V164ZM53 167L54 166H52V169H53ZM124 167H126V166H124ZM170 167H171V165H170ZM60 168H62V167H60ZM128 168H129L128 169V171H129L130 169H132V166H131V168L130 167H128ZM49 169L51 170V168H49ZM73 169L75 170V168H73ZM54 170H55V168H54ZM94 170H95V168H94ZM76 171H77V168H76ZM126 171L127 170L125 169V172ZM37 172H39V174L41 173V177H42L41 179H40V175ZM87 172L85 173V176H86ZM132 172H134V171H132ZM80 173H78V174H80ZM126 173L128 174V172H126ZM36 174L34 173L33 175H36ZM145 174H146V172H145ZM90 175L89 176L87 175L89 177V180H90ZM132 175H130V176H132ZM81 176H82V174H81ZM124 176H125V174H124ZM7 177H8V179L10 178V176H8V175H7ZM32 177H31V180H32ZM63 177L64 176L62 175L60 178H63ZM91 177L93 178V176H91ZM97 177H95V178H97ZM55 178H56V176H55ZM60 178L58 177V179H60ZM92 178H91V180H92ZM29 179H30V177H29ZM65 179H66L65 181L68 180L67 182L69 184L68 185H67V183L64 184V187H65V185L69 186L70 182H71V180L69 181V179H67V178H65ZM31 180H29V182ZM82 180H84L83 177H82ZM94 180L96 181V179H94ZM103 181L104 180H102V182ZM4 182L6 183V180ZM31 182L33 184L34 180ZM62 182H64V181L61 180V182L60 183L58 182V183L61 184ZM98 182H99V184L102 183L100 181H98ZM47 183H48V180H47ZM82 183L84 184L83 181H82ZM54 184H55V182H54ZM154 184H155V182H154ZM46 185L47 184L45 183V186ZM90 185H91V183H90ZM105 185H106V183H105ZM107 185L105 187H107ZM3 186L1 185L0 189ZM5 186L2 189L5 190ZM83 186L86 187L85 185H83ZM109 186L111 187L110 184H109ZM109 186L107 187L108 191L110 190ZM147 186H149V185H147ZM6 187H9V186L7 185ZM81 188L84 189L82 186H81ZM81 188H80V191H81ZM89 188L87 187V189H89ZM65 189H66V187H65ZM83 191L85 192V190H82L81 192H83ZM96 191H97L96 193L95 192L93 193L94 196L92 195L94 200L99 201L100 203H108L110 205L113 204V197L108 196L107 192L105 194H104V191H103V193H100V192H98V191H100V189L97 190V188H96ZM101 191H102V189H101ZM110 191H112V189ZM90 192L92 193V191H90ZM90 192H89V194H90ZM86 193H87V191H86ZM3 194H5V193H2V195ZM6 196H7V194L5 195V199L7 198ZM86 196H88V195H86ZM78 197H81V195H79ZM144 197H146V195ZM246 199L250 200V203H249L248 207L246 205L247 208H245L244 210H241L239 205H238L239 208H237L236 205H234V203L241 202V200L243 201ZM91 200H92V197H91ZM143 201H146V202H143ZM11 202H12V200H11ZM92 202L95 203V201H93V200H92ZM242 203L243 202H241V204ZM203 210H205V209L203 208ZM91 212H93V211L91 210ZM111 212H110L109 216L103 215L104 218L105 217L110 218L109 223H105V224L101 225V223H102L101 222V223H99V225H100L99 226L98 222H100V221H98L97 225L99 227H97L95 224V227H97L99 229L102 228L101 226L105 227L108 231V234L106 233L108 236L105 237L106 238V240H104L106 242V244L104 243L105 245L98 246L96 248L92 247V248H95V250L92 249L94 251H91L92 252L91 258H92V260H94L96 262H98V259L100 258L99 259V262H101L100 264H123V262H124L123 258H125V255H127L125 253V249H123V247H122V250L117 251L114 248L113 243L117 242L118 240H122L124 243V246L127 248V245H130L131 243L133 245V241L136 238L135 234L138 231L141 232L140 234H142V236H143V234H146L147 236H149L147 234L149 232H147V231H150V230H148L149 223H147V222H150V221H147L145 225H144V223L141 222L144 226H142V225L140 226L138 224L139 227L137 226L136 228H134L135 231L132 230L133 234H127V233H125V230H124V232L122 231V229H123L122 223H123V220H125V216H124L125 213H123V214L118 213L117 214L114 211L112 213ZM204 212L205 211H203V213ZM208 212L211 213V211H208ZM213 212H215L214 209L212 210V213ZM235 212H240L241 214H243L242 216L250 218L251 219L250 221L253 223L252 225L254 226V228H252V229L250 228L251 230L248 228L245 229V230H250L249 234H252L254 232V236H253V234H252L253 237L250 236V238L252 237V243H250V245H245V241L243 239L242 232H243L244 227H243V223L241 222V218H243V217L240 216L239 221L235 220L233 218V220L236 221V222H233L234 224H232V222H231L232 220L230 221L231 215L234 214ZM99 215L101 216V214H99ZM174 217L181 218L180 219L181 221L183 220L182 223H179V226L173 224ZM233 217H236V216L234 215ZM92 220L94 221L93 218H92ZM92 220H91V222H92ZM95 221H96V219H95ZM16 223L18 224V222H16ZM28 223L30 224V220ZM93 223H95V222H93ZM85 224L87 225L88 223L86 222ZM85 224H83V226H82L83 228L86 227ZM229 224H232V225H229ZM26 225H27V221H26ZM136 225H134V226H136ZM252 225L250 224L251 227H252ZM88 226L92 227V226H90V224ZM174 226H176L177 229ZM204 226H206V225H204ZM208 226L209 225H207V229H208ZM23 227H25V226L23 225ZM117 227L119 230L116 231ZM133 227H132V229H133ZM78 228L80 229V227H78ZM120 228H122V229H120ZM205 228L206 227H204V230H205ZM22 229H24V228H22ZM22 229H20V231ZM85 229H87L86 232H91V230L89 231L88 230L89 228H87V227L84 228V232H85ZM91 229H93V228H91ZM30 230H31V228H30ZM93 230H95V228ZM204 230H203V232H204ZM15 231H17L16 228H15ZM82 231H83V229H82ZM26 232H27V230H26ZM26 232L22 233L23 237L20 236V239H22V238H24V239H22V240L19 239L20 241H23L26 238H29L28 236H26V238L24 237L25 236L24 234H26ZM28 232H30V231L28 230ZM150 232H152V231H150ZM201 232H202V230H201ZM263 232H262V234H263ZM15 233H14V235L12 234L11 237L17 236V234L15 235ZM20 233L21 232H19L18 235ZM202 235H203V233H202ZM206 235H208V234H205L204 236H206ZM11 237L8 238L9 241H11L10 240ZM146 237L144 239H146ZM206 237H205V239H206ZM49 238L47 239L49 242H47L48 244L46 243L45 246L43 245V247H39V248H37V250H35V247H34L35 253H33V254H35V256H36L35 257L36 261H34L32 263H30V260H27L28 258L27 259L21 258V257L19 258V255L17 253H14L11 251L12 249L11 250L9 249L10 252H8V253L12 252V254L13 253L15 254V256H13L12 259L14 258L15 262H17V260H18L17 264H75L76 261L78 262V258L80 256L79 251H75L74 248H72V250H71V249L67 248L69 246L66 247V245L63 246V244H64L63 241H62L63 244L59 243L62 246L57 245L56 247H53L51 244L52 242L50 241L51 238L50 239ZM11 239H13V238H11ZM148 239H151V238H148ZM260 239H262V238H260ZM17 240H15V242ZM9 241H8V243H11ZM28 241H30V240H28ZM73 241H75V240H73ZM220 241H221V244L219 243ZM262 241H259V242H262ZM25 242H27V241H25ZM150 242L152 243V241H150ZM207 242L205 244H207ZM216 242H214V243L216 244ZM13 243H11V244L13 245ZM53 243H54V241H53ZM65 243H67V242H65ZM42 244H44V243H42ZM85 244H87V242ZM148 244H149V242H148ZM29 245H26L27 246L26 249H28L29 253H30V249H32L30 247H32V246L31 245L29 246ZM201 245H203V244H201ZM232 245H234V243H232ZM263 245H264V241H263L262 246ZM6 246L8 247V244H6ZM40 246H42V245H40ZM9 247H10V245H9ZM85 247H88V245H86ZM187 247L188 246H186V248ZM208 247L205 246L204 248H202V246H200L201 250L204 249L203 252L202 251L200 252V250L198 251L196 249L199 252L197 255L198 256L197 258L199 259V263L200 262L202 264H208V263L209 264H220V263H222L223 260H221L222 259L221 256L214 255V254L209 255V253L211 251L208 253V255H206L207 253L206 254L204 253L205 250L208 249ZM76 248H78V247H76ZM90 248H91V246H90ZM197 248H199V247L197 246ZM205 248H207V249H205ZM211 249H213V248L211 247ZM76 250H78V249H76ZM178 250H179V248H178ZM196 250H194V251H196ZM209 250H210V248H209ZM224 250H222L223 251L222 253L225 252ZM261 250H263V249H261ZM26 252H27V250H26ZM172 252L174 253V251H172ZM184 252L187 253V249H185ZM260 253H261V251H260ZM33 254H31V256ZM100 254L105 255V257H102L103 255L100 257ZM262 254H264V253L262 252ZM6 255H9V254H6ZM169 255H171V254H169ZM172 255H174V254H172ZM172 255L169 256L168 259L166 258L165 260L162 258L164 260L163 264H180V262L178 263L179 260L177 259V257H173ZM239 255H241V254H239ZM88 256L90 258V254H88ZM175 256H176V253H175ZM183 256H185V255H183ZM224 256H227V255H224ZM6 258H7V256H6ZM157 258H159V257H157ZM185 258H187V257H184V259ZM227 258H228V256H227ZM231 258H232V256H231ZM22 259H24V260H22ZM11 260H10V262H11ZM224 260L228 261L226 258ZM0 261H2V260L0 259ZM4 261L0 262V264H2ZM229 262H230V260H229ZM11 263H14V262H11ZM160 263H162V262H160ZM160 263H158L157 259H155L153 257V254H151V253L148 255H144V254L139 255L137 257V259L134 261V264H160Z\"/></svg>",
	"mask_w": 264,
	"mask_h": 264
}]
</instances>
